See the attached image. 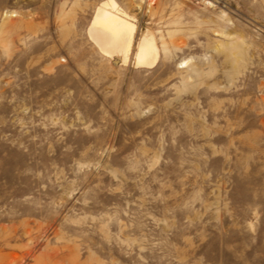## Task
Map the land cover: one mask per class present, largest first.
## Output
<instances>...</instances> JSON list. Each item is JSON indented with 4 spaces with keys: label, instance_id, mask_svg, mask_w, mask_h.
I'll list each match as a JSON object with an SVG mask.
<instances>
[{
    "label": "rangeland",
    "instance_id": "374dc122",
    "mask_svg": "<svg viewBox=\"0 0 264 264\" xmlns=\"http://www.w3.org/2000/svg\"><path fill=\"white\" fill-rule=\"evenodd\" d=\"M102 1L0 0V264H264V0H117L151 68Z\"/></svg>",
    "mask_w": 264,
    "mask_h": 264
},
{
    "label": "bare ground",
    "instance_id": "6f19581e",
    "mask_svg": "<svg viewBox=\"0 0 264 264\" xmlns=\"http://www.w3.org/2000/svg\"><path fill=\"white\" fill-rule=\"evenodd\" d=\"M14 15L16 16V14ZM174 23L177 24L176 21ZM179 31V27L172 28L167 31V35L172 38ZM219 32L226 39L231 36L229 39L231 40L232 34L230 35L223 29H220ZM88 33L99 50L105 56H109L113 63L122 62L124 65L134 63L137 67L151 68L158 64L162 54L167 57L171 53V44L169 45V41L167 42L164 34L157 38L148 29L137 40L138 25L136 17L122 7L117 0H103L97 5L88 27ZM238 42L236 39L231 40L229 42L232 45L230 49L232 47L235 49ZM241 44L240 46H242ZM226 47H229V45L227 44ZM181 63L184 64V67H188L192 63V59H185Z\"/></svg>",
    "mask_w": 264,
    "mask_h": 264
}]
</instances>
